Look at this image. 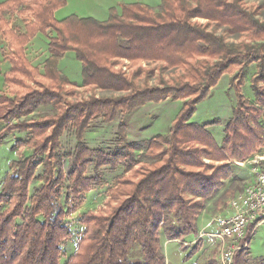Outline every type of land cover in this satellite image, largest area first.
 <instances>
[{
  "label": "trees",
  "instance_id": "1",
  "mask_svg": "<svg viewBox=\"0 0 264 264\" xmlns=\"http://www.w3.org/2000/svg\"><path fill=\"white\" fill-rule=\"evenodd\" d=\"M66 2L0 1L1 43L10 62L7 91L0 93V144L8 133L26 132L24 124L33 135L29 153L11 161L2 182L0 264H61V244L72 234L64 223L75 210L70 201L96 183L85 174L91 164L96 171L102 165L124 168L106 208L77 217L84 234L64 264H167L164 241L197 234L208 202L222 206L242 180L233 162L264 147V0H162L159 6L137 1L123 4L121 13L112 9L105 20L76 14L58 19L55 12ZM38 33L48 40L44 57L33 47ZM70 51L82 63L80 83L59 66ZM127 61L129 72L122 69ZM255 63L254 99L247 102L240 87ZM236 68L242 76L234 85L238 102L218 143L190 117ZM167 99L184 104L167 136L129 142L122 122L120 149L109 153L82 144L79 135L93 117L110 123ZM42 107L51 111L41 113ZM68 128L76 129L80 149L62 200L60 184L67 177L59 137ZM250 245L236 252L234 264H264V255L253 257ZM204 264L218 263L212 256Z\"/></svg>",
  "mask_w": 264,
  "mask_h": 264
},
{
  "label": "rangeland",
  "instance_id": "2",
  "mask_svg": "<svg viewBox=\"0 0 264 264\" xmlns=\"http://www.w3.org/2000/svg\"><path fill=\"white\" fill-rule=\"evenodd\" d=\"M137 1L151 6H159L162 3V0H67L65 5L56 10L55 15L58 19L76 14L78 16H92L99 20H105L110 17L112 9H116L118 13H121L123 4ZM248 1L258 3L261 0ZM12 17L17 18L16 16ZM201 21L205 22V19H201ZM2 41H4V38L0 35V45H2L0 46V93L7 91L5 73L10 69V62L6 58L7 47L1 43ZM47 43V37L43 33H38L33 40V47L44 57L48 53ZM43 60L40 59V62H43ZM128 64V61L122 64V69L127 72H129V69L127 70ZM59 66L72 81L77 83L82 81V63L74 52L70 51L66 53L61 58ZM257 70L258 66L256 63L247 68L246 82L243 87H240L241 91L243 90L244 101L246 99L249 102V100L254 99V86L251 84V77ZM239 72V68H236L229 74L223 75L211 89L210 93L197 103L196 109L190 117V121L206 125V129L213 134L218 143H222L224 139V125L231 118L233 109L238 102L234 88L242 79ZM261 85L263 84L259 83V86ZM97 94L100 95L101 93L97 92ZM183 107V101L167 99L160 102L146 103L126 115L119 114L110 123L105 122L101 116H95L91 121L85 123L86 128L84 129V133L79 135L81 137L80 140L86 148H101L109 153L114 149H120L118 139L122 135H118V132H120L119 123L123 122L126 125L127 140L143 145L144 142L153 139V137L159 134L167 136L173 126L174 119L182 111ZM47 111H51V108L42 107L39 109L41 113ZM11 123L10 125L13 126ZM29 127L30 125L24 124L26 132L13 131L4 135V141L0 144V190L3 180L10 170L11 161L29 153L26 143L33 139ZM1 129L2 127H0V131ZM75 130L72 128L64 129L62 135L59 137L60 149L64 156V170L67 177L60 184L62 200H64L67 186L70 183V163L74 158L75 151L80 149L77 144L78 139ZM50 132L51 129H47V133ZM17 140L23 141L22 143H25L26 147H24L25 145L21 146L18 144ZM141 151V148L137 149L138 153ZM252 158L233 162L237 166L235 170L240 172L239 175L242 174V180L236 181L237 183L232 187L231 192L234 194L232 193V196H228L224 200L225 204L223 205L225 206H221L222 202L221 204H217L216 200H213V203L208 202L206 209L198 221L197 234H191L182 240L172 239L164 241L167 264H204L212 256H214L218 264H221L220 242L215 237L210 236L209 233L218 230L216 224L213 223L214 218L225 213L224 209L230 199L240 192L254 177ZM123 168L122 165H118L115 169L102 165L96 171L93 164L87 167V173L85 174L89 177H94L96 183L87 193L77 195L70 201L69 206H74L75 210L66 215L64 223L70 228L72 234L61 244V264H64L75 251L79 239L84 234L85 228L81 223L77 222V217L82 216V213L88 210L98 212L106 208V203L111 198L108 191L116 184V178L122 174ZM39 172H41L40 169ZM37 184H39L37 181L33 183V185ZM202 230H204V234L206 235L199 237ZM250 244L253 257L264 255V222L257 226ZM189 252H194V254L187 258Z\"/></svg>",
  "mask_w": 264,
  "mask_h": 264
},
{
  "label": "built area",
  "instance_id": "3",
  "mask_svg": "<svg viewBox=\"0 0 264 264\" xmlns=\"http://www.w3.org/2000/svg\"><path fill=\"white\" fill-rule=\"evenodd\" d=\"M252 162L254 177L230 199L225 213L214 218L218 230L209 233L220 242L221 264H234L236 252L250 245L257 226L264 222V147L253 156ZM251 224L254 226L248 234ZM204 235L202 230L199 237Z\"/></svg>",
  "mask_w": 264,
  "mask_h": 264
},
{
  "label": "crops",
  "instance_id": "4",
  "mask_svg": "<svg viewBox=\"0 0 264 264\" xmlns=\"http://www.w3.org/2000/svg\"><path fill=\"white\" fill-rule=\"evenodd\" d=\"M0 46H2V45H0ZM237 166H235L234 167V172L236 173V174H238V173H240L239 171H237V170H235V168H236ZM239 168V167H238ZM242 175V174H241Z\"/></svg>",
  "mask_w": 264,
  "mask_h": 264
}]
</instances>
